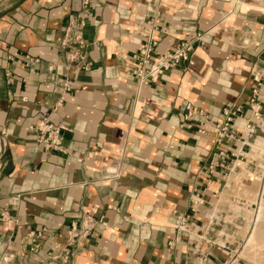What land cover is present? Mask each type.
I'll return each instance as SVG.
<instances>
[{"label": "crops", "instance_id": "0c3cea01", "mask_svg": "<svg viewBox=\"0 0 264 264\" xmlns=\"http://www.w3.org/2000/svg\"><path fill=\"white\" fill-rule=\"evenodd\" d=\"M149 19L157 52L210 32L186 62L139 86L132 55L137 30ZM69 27L81 46L60 47ZM263 49L264 0H90L85 11L79 0H0V256L10 254L9 264H37L50 241L27 258L14 256L29 232L62 234L91 214L105 225L95 226L71 264H197L188 251L193 237L182 235L168 249L176 218L188 216L199 230L225 177L242 175L244 165L228 155L209 174L212 138L197 133L199 123L206 118L213 126L226 104L250 98L252 73L264 74ZM74 53L81 59L71 63ZM63 80L71 88L64 93L56 87ZM258 94L264 97V82ZM262 114L259 137L264 106ZM43 116L63 128V153L36 144ZM107 169L119 177L107 179ZM194 192L206 205L192 213ZM225 221L240 222L234 215ZM198 247L207 264L228 259L215 245Z\"/></svg>", "mask_w": 264, "mask_h": 264}, {"label": "built area", "instance_id": "2783aa9c", "mask_svg": "<svg viewBox=\"0 0 264 264\" xmlns=\"http://www.w3.org/2000/svg\"><path fill=\"white\" fill-rule=\"evenodd\" d=\"M79 4L80 10L85 11L90 4V0H79ZM84 17L85 15L82 13L78 14V19L80 20L79 26H83ZM153 31H155L153 19H149L145 27L137 30L140 42L137 52L132 55L134 65L131 69V74L139 86L156 82L165 72L176 67L181 62H186L190 53L195 49V46H201L204 35L210 32L197 34L191 40L178 44L171 51L157 52L156 41L151 36ZM72 43L82 45L78 35H71V29L69 27L65 30L60 47L65 48ZM80 59L77 53L70 54L67 58L71 63ZM252 81L255 84V88L252 90V94L248 100L242 101L239 99L233 103L226 104L222 110V118L213 126L208 124L206 118L203 122L199 123L197 133L203 136L211 135L212 138V158L207 168L209 174H212L213 169L218 166V161L223 162L230 155L231 158L244 162L245 168L251 171L250 173L259 176L260 181L264 177V152H259L256 149L253 150L251 146L258 137L257 132L260 131V125L263 120L262 108L264 106V97H259L258 91L264 82V74L253 72ZM56 87L63 93L71 89L66 80L59 81ZM245 107L248 111L247 116H245ZM185 111V120H192L194 117L192 106L189 104L186 105ZM237 120H244L245 124L242 128L235 126ZM35 129V142L37 145L45 151L63 153V128L54 126L50 123L47 116H43L35 126ZM233 147L237 148L234 153L230 151ZM119 174L120 172L114 169L106 170L107 179L118 178ZM242 175H244V178L246 177L244 173ZM229 177H225L223 191L226 189V183ZM228 202L229 204L216 207V210L213 206L208 205L210 212L207 216V221L196 231L192 228L191 224H188V216H177L174 224L176 235L173 240L168 242V249L175 250L178 244L181 243L182 235L187 237L191 236L194 238L195 245L188 251L194 257V260L197 261V264H207V255L199 252L200 247L198 245L202 244L215 245L217 250L227 251L228 259L222 264H235L233 256L237 248L233 251L230 248H235L234 244L228 241H219L216 237L224 238V236H220L219 231L223 230L224 225L230 223L225 221V218L231 217L233 212L242 211L246 207L247 202L245 199L236 196H230ZM215 203H217V200ZM203 205H206V203L202 197L197 192H194L190 199V211L195 213L197 208ZM233 205L236 207L233 208ZM5 222L7 224L9 223L8 220H5ZM98 223L105 225L103 222H96L91 214H85L76 223H72L70 228L62 234H47L44 229L31 231L27 234L25 241L18 244V249L14 256L18 259L27 258L30 254L38 253L45 241H50L52 245L50 251L37 264H71L77 247L92 235ZM212 232H216L217 235H213ZM60 240L63 241V246L60 245ZM11 257L8 253L2 254L0 256V264H9Z\"/></svg>", "mask_w": 264, "mask_h": 264}, {"label": "rangeland", "instance_id": "374dc122", "mask_svg": "<svg viewBox=\"0 0 264 264\" xmlns=\"http://www.w3.org/2000/svg\"><path fill=\"white\" fill-rule=\"evenodd\" d=\"M241 168H242V173H244L246 177H247V174L248 175H252L251 176V185H246V186H242V187L237 188V187H234L233 183H230V188L229 189H227V188L224 189V191L221 194H219V197L216 200H217V203H218V200H220L221 197H222L223 200L221 201L222 202L221 205H224L225 203L229 204L228 201H229V197L230 196H236L238 198H242V199L246 200V202H247L246 207L247 208L245 207L244 210L251 211L252 213H255V212L258 211V204H257V201L254 202L253 194L255 196V194L257 192L258 196L260 197V196L263 195L262 197L264 199V194H263V191H262L263 188H264V177L261 178V181H260V177L254 175L252 173L250 174L251 171L246 169L244 165H241ZM232 176L242 178L244 175H238L237 173L236 174H232L229 177L227 182H229V180L231 181V177ZM252 180H254V181H252ZM226 186H227V183H226ZM257 199H258V197H257ZM214 204H216V203L214 202ZM250 205H252V206L249 207ZM234 207H236V206L233 205V208ZM242 212H243V210H242ZM241 213L239 211L238 212H233V215L238 218V221H240L237 226L231 227V226H228V225H224L223 230L219 231V232H221L220 236H225L226 238H230V242L232 244H234V246H235V248L232 247L231 249L234 251L237 248V252L243 250V248H244V240H245V237H246L245 235H247V232H246L247 230L243 229L244 226H245L244 225L245 223L243 221H245V220L241 217L242 215L240 216ZM239 218H240V220H239ZM259 227H261V229L264 230V222L263 223L260 222L259 223ZM224 229H230L231 231H234V233L236 235V238H239L240 241L234 240L233 237H235V236L232 234V232H229V233L226 232L225 233ZM242 229L244 231H242ZM226 234L228 236H226ZM262 249L260 250L261 252H259L257 259L254 260V258L253 259H249V258L239 257V259L237 261V264H264V257H263L264 256V247Z\"/></svg>", "mask_w": 264, "mask_h": 264}, {"label": "bare ground", "instance_id": "6f19581e", "mask_svg": "<svg viewBox=\"0 0 264 264\" xmlns=\"http://www.w3.org/2000/svg\"><path fill=\"white\" fill-rule=\"evenodd\" d=\"M1 137H0V156L2 154V150H3V142L1 141ZM252 149L253 150H259V152H264V138L263 137H257L254 141L253 144H251ZM251 174V173H250ZM251 176L252 175H248L247 177H231V181L229 180V182H227V186L226 188L229 189L230 188V183L234 184V187H242V186H246V185H251ZM243 180V181H242ZM254 181V180H252ZM257 184V183H256ZM255 192V191H254ZM263 194H264V188H263ZM223 195V194H222ZM225 195V194H224ZM263 196V195H262ZM261 196V198L258 196V193L256 192L255 196L253 194V199L254 202L257 201L258 204V211L255 213H252L251 211H247V210H243L239 211L241 214L240 216L245 220L243 221L245 224L243 229H246L247 231V235H245V240H244V248L242 251H239L234 254L233 256V261L236 264L239 257H243V258H249V259H257L259 252H261L260 250L264 247V230L261 229V227H259V223H263L264 222V199ZM258 197V199H257ZM222 197L220 200H218V203L214 206V209L216 210L218 206L221 205V201H222ZM227 204V203H225ZM235 208V207H234ZM238 212V211H237ZM242 229V231H244ZM263 250V249H262ZM260 257V256H259ZM264 257V256H263ZM261 258V257H260ZM259 260V259H258Z\"/></svg>", "mask_w": 264, "mask_h": 264}, {"label": "water", "instance_id": "95a60500", "mask_svg": "<svg viewBox=\"0 0 264 264\" xmlns=\"http://www.w3.org/2000/svg\"><path fill=\"white\" fill-rule=\"evenodd\" d=\"M0 137L2 138L1 133H0ZM4 152H5V149L3 150L2 155L0 156V162H1V160H2V157H3V155H4Z\"/></svg>", "mask_w": 264, "mask_h": 264}]
</instances>
